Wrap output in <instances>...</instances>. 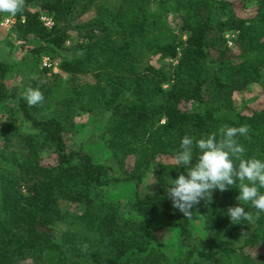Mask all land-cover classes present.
I'll use <instances>...</instances> for the list:
<instances>
[{
    "label": "trees",
    "instance_id": "trees-1",
    "mask_svg": "<svg viewBox=\"0 0 264 264\" xmlns=\"http://www.w3.org/2000/svg\"><path fill=\"white\" fill-rule=\"evenodd\" d=\"M105 1L25 0L14 17L18 38L48 39L54 47L70 38L79 54L50 72L38 63L54 47L34 46L21 61L28 63L25 90L5 82L9 66L0 61V102L17 99L24 120L37 131L22 132L11 122L0 127V264H165L167 257L147 239L149 221L161 212L179 220L175 264H191L195 256L204 261L194 264H264V251L258 256L248 251L264 246V213L255 218L250 203L241 206L253 214V229L239 246L227 239L248 223L227 215L229 207L244 204L236 199L238 183L196 204L211 237L206 250L198 249L188 241L189 217L174 213L168 196L171 179L186 170L158 161L173 158L184 135L199 139L224 125L245 124L249 132L239 140L246 158L264 160V92L253 106L237 108L232 100L234 91L261 78L264 0L251 6L243 0ZM170 13L180 16L181 33L170 27ZM42 14L53 19L50 29L40 21ZM227 33H235L231 48ZM157 55L176 58L170 73L151 63ZM28 87L40 89L43 103L28 105L23 99ZM190 101L203 104L204 111L181 108ZM81 112L104 119L101 132L117 172L81 149L68 150L65 137ZM42 146L54 151L55 165L41 164ZM199 154L194 147V162ZM128 156L134 157L129 171ZM151 169L157 187L136 193L124 210L122 202L95 201L91 195L95 187L120 182L137 189ZM59 199L77 204V211L61 209ZM57 222L66 225L58 238Z\"/></svg>",
    "mask_w": 264,
    "mask_h": 264
},
{
    "label": "rangeland",
    "instance_id": "rangeland-1",
    "mask_svg": "<svg viewBox=\"0 0 264 264\" xmlns=\"http://www.w3.org/2000/svg\"><path fill=\"white\" fill-rule=\"evenodd\" d=\"M248 6L254 4L253 0H243ZM106 4H113L115 0H107ZM154 9V6L152 7ZM14 17H10L7 14L0 13V61L5 62L9 69L5 76V82L8 85H18L20 89H24L26 82V76L29 75L28 63H21L22 58L30 56V49L34 46L45 44L49 47H54L48 39H33L22 40L18 38L12 31L14 24ZM167 21L173 31L181 33L180 29V16L177 13H170L167 16ZM235 37V33H227L226 40H230ZM185 37H183L184 39ZM228 45V44H227ZM232 46V45H231ZM228 45V47L231 48ZM79 54V51L75 49V42L73 39L67 38L61 47H54V50H49L45 54H41L39 57V68L49 69L51 68L43 66V58L48 56L51 61L59 63L63 60H72ZM151 63L156 67L170 73L172 66L176 63V58L171 59L168 57L154 56L151 59ZM166 87V85H164ZM264 92V66L261 68V78L256 83H251L243 89L236 90L232 94L233 104L237 108L246 106H253L256 104L259 96ZM181 108L193 112L202 113L204 111V105L197 101H190L188 103H182ZM74 123L71 131L67 133L65 142L68 150H79L90 154L94 161L98 163H104L112 167V172H117L116 166L113 164V155L106 143V137L103 136L101 129L104 124V119L95 118L93 115L81 112L74 117ZM14 123L18 126L22 132L37 133L30 124L24 120L21 110L18 106L17 99H5L0 102V127L6 123ZM39 141H42L41 135H37ZM1 141V132H0ZM134 161L133 156H128L125 161V168L129 171ZM159 162L172 163L173 158L169 156H161L158 158ZM40 162L43 165H55L57 163V156L53 150L42 146L40 149ZM174 180V179H173ZM158 185V179L156 175V169H151L142 179L141 184L135 189L133 182H120L109 184L105 186L95 187L91 195L95 201L111 200L115 202H122V209H125L127 202L134 200L135 194L142 196L146 192L153 190ZM58 204L61 209L70 213L77 211L78 206L70 201L59 199ZM172 210L175 213L176 208L172 206ZM192 215L189 217L188 223V241L192 246L198 249L206 250L211 237L208 231L204 228L203 218L197 208L194 205L191 209ZM125 217L131 215L124 212ZM56 232V238L60 231L65 229L66 225L62 222L53 224ZM254 225L251 223L242 224L238 226L227 237L231 246H239L247 234L253 229ZM180 228L179 220H168L163 212L159 213L148 223V243L164 253L167 257L165 264H175L181 247L179 245ZM219 252H222V247H217ZM248 251L255 256L260 255L264 251L263 245H258L254 248L248 249ZM197 260H202L199 257H193L191 264H194ZM204 261V260H202ZM206 262V261H205ZM209 263V262H207ZM211 264V263H209Z\"/></svg>",
    "mask_w": 264,
    "mask_h": 264
},
{
    "label": "clouds",
    "instance_id": "clouds-1",
    "mask_svg": "<svg viewBox=\"0 0 264 264\" xmlns=\"http://www.w3.org/2000/svg\"><path fill=\"white\" fill-rule=\"evenodd\" d=\"M25 8V0H0V13L15 17ZM29 106L41 104L44 95L39 88L28 87L23 94ZM249 127L245 125H224L217 131L196 139L184 135L180 149L173 157L175 165L183 166L186 174H179L171 179L172 184L168 196L172 206L185 217L192 215L191 209L201 199L211 200L212 192H221L237 186L238 203L227 209V215L235 223L254 221L251 212L245 211L241 205L251 204L256 209L255 218L264 213V160L256 157L246 158V148L239 137H246ZM194 147L200 154L193 158Z\"/></svg>",
    "mask_w": 264,
    "mask_h": 264
},
{
    "label": "built area",
    "instance_id": "built-area-1",
    "mask_svg": "<svg viewBox=\"0 0 264 264\" xmlns=\"http://www.w3.org/2000/svg\"><path fill=\"white\" fill-rule=\"evenodd\" d=\"M39 19L42 22L43 26L48 29H50L54 24L53 19L49 15L42 14L39 16ZM226 42L229 46L232 45V42L230 40H226ZM43 66L51 68L53 71H57L59 67L58 63L51 61L50 57L48 56L43 58Z\"/></svg>",
    "mask_w": 264,
    "mask_h": 264
}]
</instances>
